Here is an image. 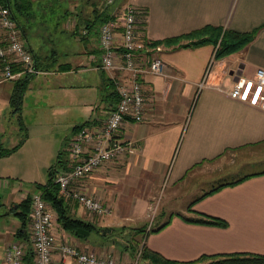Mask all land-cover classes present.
Here are the masks:
<instances>
[{"label":"crops","instance_id":"1","mask_svg":"<svg viewBox=\"0 0 264 264\" xmlns=\"http://www.w3.org/2000/svg\"><path fill=\"white\" fill-rule=\"evenodd\" d=\"M70 1L64 10H50V71L44 76L50 77L51 92L68 103L83 105L84 123L101 124L119 101L117 80L127 75L101 66L99 27L103 21L99 16L103 12L95 9L91 11L94 16L87 11L82 14L70 8ZM130 4L142 11L140 37L162 42L155 46L162 48L159 55L167 75L145 76L146 118L130 121L121 129V135L135 143L136 152L107 163L79 183L86 193L111 207L112 214L100 216L68 200V214L94 226L88 236L79 237L63 227L53 209L54 261L62 259L57 247L67 242L98 255L118 252L116 233L126 229L122 216L128 218L132 215L128 211L135 208L140 210L136 221L126 225L147 227L142 232L144 245L172 260L230 253L264 255V111L215 87L199 88L214 57V44L184 46L189 39L182 44L163 43L206 25L256 31L243 49L215 57L211 82L230 86L240 77H252L257 69H264V0H133ZM127 5L116 12H108L107 7L106 13L122 15ZM83 30L87 34L80 37ZM30 46L39 59L38 50ZM28 84L25 97L32 87L31 81ZM0 108L12 112L10 90L4 87H0ZM67 163L62 159L61 166ZM28 194L14 188L0 200L3 264L9 243L20 240L31 248L30 233L29 238L22 237L23 221L12 209ZM208 216L228 224L195 221ZM93 232L98 235L92 236ZM111 238L114 241L109 243Z\"/></svg>","mask_w":264,"mask_h":264},{"label":"built area","instance_id":"2","mask_svg":"<svg viewBox=\"0 0 264 264\" xmlns=\"http://www.w3.org/2000/svg\"><path fill=\"white\" fill-rule=\"evenodd\" d=\"M112 0L108 1L109 5ZM140 8L127 5L122 15L111 14L99 27L101 66L107 71H119L125 78L117 80L119 101L101 123L88 122L79 127L69 139V162L58 166L53 181L58 184L60 194L74 200L87 210L98 215H111V207L94 195L84 191L79 183L109 162L124 159L136 152L133 141L121 135L123 126L130 122L144 121L147 115V96L144 78L147 74L167 75L166 63L159 55L161 47L152 46L139 35ZM0 82L35 77L45 73L38 66L36 55L21 36L20 27L9 6L0 0ZM87 30L79 33L82 37ZM121 35V36H120ZM216 52V51H215ZM214 57L209 63L199 88L212 86L224 91L232 99L240 100L264 111V69L256 70L252 77H240L230 86L213 84L211 75ZM17 68V70H14ZM255 101V102H254ZM32 224L30 228L31 248L20 240L7 246L3 255L5 264H26V256L32 253L34 264H138L137 261L122 262L111 255H98L82 251L70 243L57 247L62 259L54 261L55 242L53 228L56 222L54 210L42 192L31 193ZM141 256V249L138 257ZM65 257L73 258L68 262Z\"/></svg>","mask_w":264,"mask_h":264},{"label":"rangeland","instance_id":"3","mask_svg":"<svg viewBox=\"0 0 264 264\" xmlns=\"http://www.w3.org/2000/svg\"><path fill=\"white\" fill-rule=\"evenodd\" d=\"M33 10L29 18L15 17L20 30L21 36L28 43H30L40 53L39 61L41 62L42 70L45 73L33 77L29 92L25 97V104L23 107L22 117L25 123V129L20 126H12L18 122V115L12 114L6 109L0 108V145L5 147H13L15 143L20 141L27 135V142L12 154L0 158V200L3 201L7 192L14 188H23L28 196L22 200H31L29 207L28 224L24 228L25 236L29 235L32 224V199L31 193L37 190V185L46 184L50 180V169L55 166L61 157L66 162H69V136L79 128L73 127L71 123L77 122L84 124L85 120L80 116L83 111H80L83 105L68 103L63 97L50 91V77L44 76L50 71V0H32ZM53 6L56 9L64 10L65 4L58 0H52ZM72 0L70 1V8L80 13L84 12L91 14L95 9L105 13L107 7L115 12L124 8L133 0ZM8 6V5H7ZM11 9V8H10ZM92 11V12H91ZM96 12V14H97ZM13 15V14H12ZM86 15V14H85ZM14 17V16H13ZM94 17H92L93 19ZM94 20V19H93ZM100 21H97V23ZM1 35V34H0ZM186 55H181L182 60H185ZM180 58V59H181ZM111 72V71H110ZM16 81V80H15ZM15 81L0 82V87L10 90V97L15 87ZM34 83V84H33ZM9 87V88H7ZM29 84L27 85V88ZM79 97H77L78 99ZM81 98V97H80ZM84 113V112H83ZM86 116L85 114H82ZM76 118H81L75 121ZM87 118V117H85ZM191 119V112L189 114L188 122ZM13 123V124H12ZM3 124V125H2ZM76 129V130H75ZM55 168V167H54ZM40 190V189H38ZM21 202V203H22ZM20 203V204H21ZM15 205L12 209L15 211L19 205ZM138 208L130 209L131 216L122 219L124 223H134L137 219ZM124 224L125 232L116 233L119 237H115L116 244L114 247L118 252L108 254L119 261L128 262L137 261L138 264H144L148 261L138 257L140 249L144 245V231L147 227L135 229V225ZM120 225L118 228H121ZM139 230V231H137ZM109 232V231H108ZM98 235L93 232L92 236ZM25 239V238H24ZM110 239L109 243L112 242ZM114 241V240H113ZM130 254V259L125 258V254ZM1 254V253H0ZM0 264L2 263V256L0 257Z\"/></svg>","mask_w":264,"mask_h":264},{"label":"trees","instance_id":"4","mask_svg":"<svg viewBox=\"0 0 264 264\" xmlns=\"http://www.w3.org/2000/svg\"><path fill=\"white\" fill-rule=\"evenodd\" d=\"M3 3L8 5L11 8L12 14L14 18L22 17L29 18L30 14L33 13V1L32 0H2ZM58 4L63 2V4L67 3V0H58ZM50 6L53 7L52 10H56L53 6V1L50 0ZM106 13V12H105ZM103 13L102 21H106L110 17ZM106 15V16H105ZM256 31H247L241 32L236 30H228L224 29L221 26H213V25H206L203 28L196 29L188 34H183L176 37H171L165 39L163 43L167 45L173 44H182L183 40L189 39L191 40L190 43L184 44V46H201L204 44H214L216 47L215 57L217 59H221L228 55H231L241 49H243L247 44H249L255 37ZM150 45L155 46L162 42L158 41H149L147 40ZM36 57V56H35ZM37 59V57H36ZM38 66L41 67V62L39 59ZM17 70V68H14ZM33 77H24L15 81V87L10 97V104L12 106V114L18 115V122L20 128L23 130L25 129V123L23 121L22 112L24 107V99L27 90L28 82ZM88 122L77 126L81 127ZM76 130V129H75ZM27 140V135L22 138L18 144L13 147H5L0 145V158L8 156L18 150ZM62 164L61 157L57 164L50 169V180L46 184H39L37 188L40 189L46 201H48L52 208L58 214V221L63 225L64 228L68 230H72L73 232L77 233V230L80 227L86 228L88 230H92L94 226L91 223H87L84 220L75 218L68 214L67 209V202L68 200L65 199L60 194V188L57 183L53 181V174L58 166ZM55 167V168H54ZM31 205V200L26 199L19 205V208L15 210L17 215L23 221V229L20 231L22 237L25 239L29 238V235L25 236L26 229L24 228L25 224H28L29 218V207ZM197 222L202 223H210V224H217L220 226H226L228 223L221 218L217 217H205L198 220ZM139 254V253H138ZM141 257L145 260L149 261L150 264H264V255L261 254H254V253H230V254H214V255H202L200 258L192 261H177L172 260L158 251L150 249L149 247L143 245L141 249ZM32 253H28L26 256V264H34L32 262Z\"/></svg>","mask_w":264,"mask_h":264},{"label":"water","instance_id":"5","mask_svg":"<svg viewBox=\"0 0 264 264\" xmlns=\"http://www.w3.org/2000/svg\"><path fill=\"white\" fill-rule=\"evenodd\" d=\"M77 234L79 235V237H84V236H88L90 234V231L86 228L80 227L77 230Z\"/></svg>","mask_w":264,"mask_h":264},{"label":"snow or ice","instance_id":"6","mask_svg":"<svg viewBox=\"0 0 264 264\" xmlns=\"http://www.w3.org/2000/svg\"><path fill=\"white\" fill-rule=\"evenodd\" d=\"M255 102V101H254Z\"/></svg>","mask_w":264,"mask_h":264}]
</instances>
